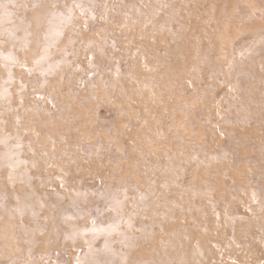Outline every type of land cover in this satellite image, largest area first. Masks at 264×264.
I'll list each match as a JSON object with an SVG mask.
<instances>
[{
    "label": "rangeland",
    "instance_id": "obj_1",
    "mask_svg": "<svg viewBox=\"0 0 264 264\" xmlns=\"http://www.w3.org/2000/svg\"><path fill=\"white\" fill-rule=\"evenodd\" d=\"M0 264H264V0H0Z\"/></svg>",
    "mask_w": 264,
    "mask_h": 264
},
{
    "label": "bare ground",
    "instance_id": "obj_2",
    "mask_svg": "<svg viewBox=\"0 0 264 264\" xmlns=\"http://www.w3.org/2000/svg\"><path fill=\"white\" fill-rule=\"evenodd\" d=\"M166 165V164H165ZM164 167V166H163Z\"/></svg>",
    "mask_w": 264,
    "mask_h": 264
}]
</instances>
